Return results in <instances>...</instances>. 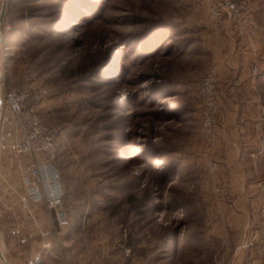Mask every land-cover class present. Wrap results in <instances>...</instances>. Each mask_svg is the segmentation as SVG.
Masks as SVG:
<instances>
[{"label":"rangeland","instance_id":"obj_1","mask_svg":"<svg viewBox=\"0 0 264 264\" xmlns=\"http://www.w3.org/2000/svg\"><path fill=\"white\" fill-rule=\"evenodd\" d=\"M6 1L1 72L46 88L39 112L59 130L69 225L60 227L61 261L49 264H238L229 241L239 232L214 233L228 217L212 211L210 194L224 190L214 152L222 100L237 79L221 69L248 72L260 120L264 89L250 73L258 63L264 74V0H253L259 29L249 42L231 21L210 17V0ZM213 63L221 85L211 168L198 83ZM14 143L0 137L10 154ZM19 176L0 165L4 246L19 224L58 226L45 205L23 197ZM249 223L264 236L257 211Z\"/></svg>","mask_w":264,"mask_h":264},{"label":"crops","instance_id":"obj_2","mask_svg":"<svg viewBox=\"0 0 264 264\" xmlns=\"http://www.w3.org/2000/svg\"><path fill=\"white\" fill-rule=\"evenodd\" d=\"M224 71L225 69L222 68V77L225 78L231 73L237 79L229 87L231 95L222 100V114L218 120L219 135L214 152L217 171L215 181L217 179L220 185L224 186V190L216 194L213 189H210V194L215 202V208H212V211L218 212L221 216H227L228 223L220 224L217 231L214 228V233H226V237H230V231L237 229L236 232H239L236 236L237 240L232 239L229 242H236V249L240 251L235 252L240 254L237 258L238 264H264V236L254 223H249L252 218H255L260 202L259 190L252 184V180L264 171V154H261L259 159L254 155L260 147L259 131L255 130L254 125L259 119L256 114L258 107L259 110L261 108L259 104L258 106L255 104L251 94L252 85L248 82V72L243 70L235 72L232 69ZM251 73L250 81L254 84L259 83L264 89V74L258 73L253 78L252 69ZM228 101L235 106L236 111H229ZM4 109L5 105L0 118V137L5 136L7 141L15 142L17 131L12 121L4 118ZM5 149V147L0 148V158H2L0 165L6 161L11 168L15 166L21 172L20 159L15 152L10 154ZM252 153L255 157H252ZM256 161H258L257 164ZM18 181L22 187L21 174ZM37 214L36 212V216L39 215ZM36 216L33 217L37 221ZM49 217L51 218V213ZM15 230L18 234L14 239L16 241H5V246L0 234V264H35L40 257H42L41 264H49L54 261L53 257L59 258L55 252L56 247L61 244L60 227L34 223L19 224ZM244 237L246 239L242 240ZM11 255L15 259L10 260Z\"/></svg>","mask_w":264,"mask_h":264},{"label":"built area","instance_id":"obj_3","mask_svg":"<svg viewBox=\"0 0 264 264\" xmlns=\"http://www.w3.org/2000/svg\"><path fill=\"white\" fill-rule=\"evenodd\" d=\"M210 17L216 22L231 21L244 41H252L259 29V20L253 0H210ZM253 78L260 72L256 63L252 67ZM4 90V118L10 119L17 131L14 143L15 155L20 159L21 183L24 197L34 203L44 204L51 218L59 227L69 225L64 209L65 186L55 157L58 149L59 130L45 122L39 112V103L46 96V88H34L26 83L2 81ZM221 80L217 63H213L202 75L198 92L202 103L201 138L202 155L211 168L214 162L211 153L217 141L216 115L219 111L218 89ZM260 147L254 154L258 159L264 154V109L257 123ZM258 188L260 203L258 221L264 233V173L252 180Z\"/></svg>","mask_w":264,"mask_h":264},{"label":"water","instance_id":"obj_4","mask_svg":"<svg viewBox=\"0 0 264 264\" xmlns=\"http://www.w3.org/2000/svg\"><path fill=\"white\" fill-rule=\"evenodd\" d=\"M6 6H7V1L6 0H0V26L4 21L5 18V12H6ZM1 32H0V43H1ZM1 67V66H0ZM4 79V75L1 72V68H0V118H1V113L3 110V106H4V91H3V84L2 81ZM41 263V259L38 258L36 264H40ZM10 264V263H7Z\"/></svg>","mask_w":264,"mask_h":264},{"label":"trees","instance_id":"obj_5","mask_svg":"<svg viewBox=\"0 0 264 264\" xmlns=\"http://www.w3.org/2000/svg\"><path fill=\"white\" fill-rule=\"evenodd\" d=\"M55 161H56V159H55ZM57 163V162H56ZM58 165V167H59V169L61 170V168H60V166H59V164H57ZM61 173H62V170H61ZM62 177H63V173H62ZM63 182H64V178H63ZM64 186H65V183H64ZM66 189V188H65ZM65 197H66V190H65ZM67 227H68V225H67ZM40 259H42V257H40ZM53 259H54V262L55 261H58L59 262V258L58 257H53ZM42 261V260H41ZM41 264V263H40Z\"/></svg>","mask_w":264,"mask_h":264}]
</instances>
